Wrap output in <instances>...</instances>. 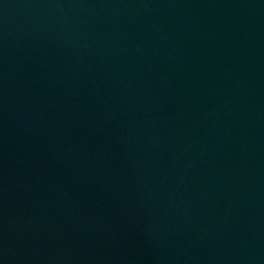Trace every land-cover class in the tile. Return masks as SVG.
Listing matches in <instances>:
<instances>
[{
	"label": "water",
	"instance_id": "1",
	"mask_svg": "<svg viewBox=\"0 0 264 264\" xmlns=\"http://www.w3.org/2000/svg\"><path fill=\"white\" fill-rule=\"evenodd\" d=\"M0 264H264V0H0Z\"/></svg>",
	"mask_w": 264,
	"mask_h": 264
}]
</instances>
